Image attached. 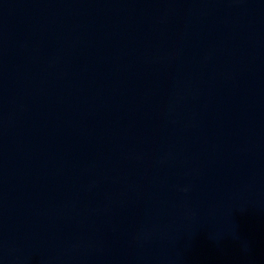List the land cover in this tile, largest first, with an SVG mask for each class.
Masks as SVG:
<instances>
[{"label":"water","instance_id":"95a60500","mask_svg":"<svg viewBox=\"0 0 264 264\" xmlns=\"http://www.w3.org/2000/svg\"><path fill=\"white\" fill-rule=\"evenodd\" d=\"M0 264H264V0H0Z\"/></svg>","mask_w":264,"mask_h":264}]
</instances>
